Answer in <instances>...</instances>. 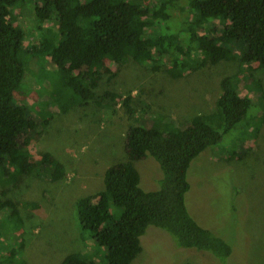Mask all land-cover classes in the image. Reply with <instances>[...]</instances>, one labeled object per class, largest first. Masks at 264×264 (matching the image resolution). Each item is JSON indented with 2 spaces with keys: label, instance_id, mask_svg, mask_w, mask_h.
Listing matches in <instances>:
<instances>
[{
  "label": "rangeland",
  "instance_id": "1",
  "mask_svg": "<svg viewBox=\"0 0 264 264\" xmlns=\"http://www.w3.org/2000/svg\"><path fill=\"white\" fill-rule=\"evenodd\" d=\"M34 1L22 0L10 7L13 24L24 32L20 51L24 73L13 103L24 105L30 117L47 118L39 132L30 133V158L51 153L65 166V176L50 181L43 170L12 183L0 182V196L4 193L12 200L21 216L16 225L7 208L0 212V257L13 253V264H60L67 253H80L102 261L103 249L78 225V198L100 190L105 169L126 159L124 140L130 125L142 123L166 132L184 127L196 114H213L216 118L210 124L221 132L216 99L221 78L231 75L239 92L257 104L191 161L190 188L185 193L191 216L223 238L231 253L220 259L207 250L180 246L168 231L149 225L131 264H264V68L249 70L235 57L197 70L188 67L182 76L172 77L165 68L153 71L147 63L130 60L117 67L102 59L101 64L116 68V74L110 80L103 74L97 97H103L104 91L130 93L132 117L119 98L72 105L66 100L55 102L52 96L60 73L47 50L59 35L54 20L34 14ZM141 1L149 9L155 2ZM173 21L164 22L163 32L177 31ZM205 25L202 31L209 29ZM217 27L219 31L218 22ZM134 165L143 189L158 187L160 170L151 156ZM112 209L119 211L114 205Z\"/></svg>",
  "mask_w": 264,
  "mask_h": 264
},
{
  "label": "trees",
  "instance_id": "2",
  "mask_svg": "<svg viewBox=\"0 0 264 264\" xmlns=\"http://www.w3.org/2000/svg\"><path fill=\"white\" fill-rule=\"evenodd\" d=\"M21 1L0 0V182L12 183L22 175H38L43 170L48 180L58 181L65 176L59 159L49 152H42L37 160L30 158V133L39 132L47 118L30 117L24 105L13 103V92L24 73L20 58L24 32L13 24L10 7ZM142 3L34 1V14L42 20H54L59 35L57 43L47 50L60 73L56 95L52 96L55 102L66 100L72 105L119 98L132 117L130 93L120 96L104 91L103 97H97L103 74L108 80L116 74V68L101 64L102 59L117 67L130 60L147 63L153 71L165 68L172 77L182 76L188 67L197 70L206 63L235 57L249 70L264 68V0H183L181 4L155 0L151 10ZM171 19L177 31L163 32L164 22ZM205 23L209 29L202 31ZM220 89L216 107L221 132L210 124L216 118L213 114H196L184 127L166 132L142 123L127 128L126 159L105 169L100 190L76 201L78 225L103 249V260L67 253L60 264H131L141 251L140 237L149 225L168 231L180 246L207 250L220 259L231 253L230 245L199 224L185 204L191 161L217 143L221 133L233 128L255 104L239 92L231 75L221 78ZM148 155L160 170L158 187L151 190L140 186L134 165ZM5 208L16 225L21 222L15 203L3 193L0 212ZM13 257V253L1 256L0 264H13Z\"/></svg>",
  "mask_w": 264,
  "mask_h": 264
}]
</instances>
